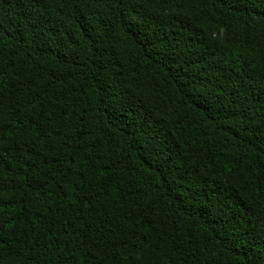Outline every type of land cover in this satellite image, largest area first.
<instances>
[{"label": "trees", "instance_id": "16d2710c", "mask_svg": "<svg viewBox=\"0 0 264 264\" xmlns=\"http://www.w3.org/2000/svg\"><path fill=\"white\" fill-rule=\"evenodd\" d=\"M0 264H264V0H0Z\"/></svg>", "mask_w": 264, "mask_h": 264}]
</instances>
